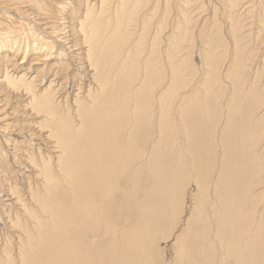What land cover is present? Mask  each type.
Segmentation results:
<instances>
[{
    "label": "bare ground",
    "instance_id": "6f19581e",
    "mask_svg": "<svg viewBox=\"0 0 264 264\" xmlns=\"http://www.w3.org/2000/svg\"><path fill=\"white\" fill-rule=\"evenodd\" d=\"M245 1L221 5L232 49L219 66L207 26L148 39L144 0H0V193L29 189L0 264H264V84L243 90L238 34L264 0ZM36 139L49 154L15 171Z\"/></svg>",
    "mask_w": 264,
    "mask_h": 264
},
{
    "label": "rangeland",
    "instance_id": "374dc122",
    "mask_svg": "<svg viewBox=\"0 0 264 264\" xmlns=\"http://www.w3.org/2000/svg\"><path fill=\"white\" fill-rule=\"evenodd\" d=\"M216 1H218V2H216ZM223 1H224V3H223ZM226 2H227V0H214V1H211V2L209 0H144V2H141V8L140 9L145 11V9H143V6H146V9H147L146 11H147V14L149 15V24H148L149 25V29H148V33H147L146 37L149 39L152 36V33H154V32L155 33H159L161 30H162L161 32H163L164 34H171V35H174L175 37H178V36L182 35L183 32H185V31H188L190 34H192V33L197 34L198 31L200 32L201 28H203V27L207 28L208 27V29H210V32H211L210 34L211 35L214 36V34L215 35L218 34V39L216 40L217 36H215V43L212 42V45H215V44L218 45L219 44L218 45L219 49L216 52L217 54H222V51H225V52H223V54L226 53L225 56H223L222 58L220 57L219 60H218V65L219 66H225V64L228 63V61H229V59H227V57L230 56V54H229L230 52L229 51H231V49H232V46H231L232 41L230 40V38L227 37V36H229V32L231 30V28H230L231 24H229L227 22V17H225V15L222 14V13H224L223 11H225L224 9H226V8H224V7H223L224 9L221 8L222 7L221 5H225L226 6ZM240 2H241V4H243L246 1L245 0H242V1L238 0V6L241 8ZM219 3H223V4H219ZM216 7H219L218 10L216 9ZM256 7H254L255 9L254 8H250L251 11L245 10V13L243 12L242 14H240V17L242 19L240 17H238V19L240 18L239 22H240L241 29L243 28L242 32L240 31L241 33L238 32V34L242 36V38L244 40L243 41V45L245 46V49H246L245 52H243V54L245 53V55L243 56L242 63H241L242 65H244L242 67V69H243V73L242 74H244V75L241 76V83L244 84L243 85V90H246L250 86V83L255 79V77H256L257 85L262 86L261 84H264V82H263L264 81V72H263L264 68H262V66L264 64V53L262 52L264 50V47H263L264 46V43H263L264 42V28H263L264 27V9L263 8H261V9L257 8L256 9ZM240 8H237V9H234V10L235 11H239ZM252 9H254V10L252 11ZM139 18L140 17L138 15L137 16L135 15L134 18L131 20V22H133V23H135V21L138 22ZM16 19L17 18H15V20ZM242 24H243V27H242ZM210 26H212V27H210ZM261 26H263V27H261ZM153 30H155V31H153ZM245 30L246 31L248 30L247 32H249V31L250 32L248 34H246L247 32ZM219 33H220V35H219ZM230 34H231V32H230ZM243 35H245V36H243ZM249 36H250V38L248 39ZM229 37H232V36L230 35ZM159 38L160 37H158V40H159ZM203 38L206 39L205 36H203ZM258 38H260V39H258ZM254 42H256V44ZM254 44H255V46H252ZM229 47H231V48H229ZM252 47H254V48H252ZM249 51L250 52L253 51L252 52V57H251V54L249 53ZM259 51L261 52V54H260ZM188 53H189L188 55L192 59V55H191L190 49L188 50ZM246 53H249V56L247 58H246V56H247ZM258 54H259V56H258ZM256 57L259 58L260 62L257 60L258 58L256 59ZM260 59L263 62L262 65H261L262 62H261ZM247 61H249L248 62L249 64H247ZM219 62H220V64H219ZM257 63H258V68L255 67V64H257ZM191 64H192V62H191ZM246 66L248 68H246ZM251 67H252V69L254 67L255 68L252 70ZM256 69H258V70H256ZM254 72H256V74ZM261 73H263V74H261ZM246 77H247V79L245 80ZM252 77H254V78L252 79ZM186 79H187V82H188L185 85L186 87H188L190 85L191 86H195L196 84H198L197 77L195 78V76H191L190 77L189 75H187ZM194 80L196 82H194ZM229 80H231L232 82L229 83L230 81H226V85L224 84L226 86L224 92H222V93L216 92V96H215V98H217L216 99V102H217L216 106H223L224 101L228 97H230V95L233 93L234 87H235L234 86L235 81L233 80V78H230ZM233 81H234V83H233ZM217 85H219L218 82L213 85V86H215L214 89L218 88ZM186 87H184V89L178 91L176 94L172 93L171 102L173 103V109H174V107L177 104L176 101L181 96H183L184 91L186 90ZM229 93H231V94H229ZM261 94L262 95L264 94V89H263V91H261ZM197 97L200 98V97H203V95L200 93V94L197 95ZM12 102H11V105H13L15 103V102H13V104H12ZM14 105L17 106V103H15ZM11 107L13 108L14 106H11ZM11 111H12V109H11ZM23 120H25V121H23ZM27 121H31V119H17L16 123H18V125L27 126V132L29 130L34 129L36 133H40V132L43 133L46 130L44 128L41 130L40 129L41 125L40 126L38 125L36 129L34 127L30 129L29 126H28L30 123L27 122ZM30 125H32V124H30ZM28 134H31V132H29ZM43 134H45V133H43ZM31 139H33V138H31ZM29 140H30V138H29ZM39 142H41V141L36 139L35 141L31 142V143H33V145L31 144L32 146L30 145L29 146L30 148L28 147V148L25 149L24 154L26 153L27 157L24 154H19V152L16 150L18 153H16V152L14 153V155H16V158H14V156L12 157L14 159L13 165L9 161L11 163V165L15 168L14 169L15 171H19L21 173H22V171H23V173H25L26 171L27 172L30 171L33 168V166L31 165V162H30L31 159H29L30 158L29 155L33 156L32 158H34V155L40 156L39 153H41L43 155H44V153H46L48 146L45 143L44 144H40ZM37 144H39V146H36ZM27 145H29V143H27ZM263 145H264V136L261 138V141H260V144H259L258 147L261 149ZM32 148H33V150H32ZM12 149H14V148H12ZM262 149H264V148H262ZM37 150H38V152H37ZM29 153H31V154H29ZM47 153H48V151H47ZM2 158L3 157L0 154V159H2ZM23 158H25V159H23ZM15 159H16V161H15ZM25 160H26V162H25ZM15 162H17V163L15 164ZM22 164H24L25 166L22 165ZM11 165H10V167H12ZM15 165L17 167H15ZM18 168H20L21 170H17ZM4 173L5 172H2V173H0V175L3 176V175H5ZM29 173L30 172L26 173V175L29 176ZM34 174H32V175L30 174V176L32 177ZM6 177H9V174L6 175ZM263 177H264V175H263ZM6 181H8V180H6ZM6 181L4 182L3 186H4L5 190L8 189V190L5 191L7 194H6V196H3V193H0V217L2 218V219H0V235H1V233H2L1 236H3V234H5V236H3V238L12 237L11 233H13V232L10 229V227L8 226V223L10 222L9 216H11L14 219V216L16 217V215H17V210L15 208H13V205L15 204V202H14L15 200H13V199L17 198L18 192L29 193L28 192L29 189H28V187H26V186H28V184H26L25 180L22 183V181H23L22 178H21V181L19 180V182H18L19 185L18 184L16 185V182L14 180H12V179L10 181L12 186L9 184V181L7 182L8 184L6 183ZM13 187H15V189ZM16 188H18V189H16ZM26 188H27V190H26ZM9 189H11V190L9 191ZM16 190H17V192H16ZM10 194L13 195L14 198H13V196L11 197ZM21 195L24 196L25 194H21ZM262 195H263V197H262L263 199H260V200H261V203H263L262 204V208H263L264 207V193H262ZM15 229L16 228H14L13 231ZM13 234L16 235L17 233L14 232ZM15 237H17V236H15Z\"/></svg>",
    "mask_w": 264,
    "mask_h": 264
}]
</instances>
